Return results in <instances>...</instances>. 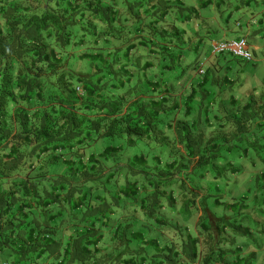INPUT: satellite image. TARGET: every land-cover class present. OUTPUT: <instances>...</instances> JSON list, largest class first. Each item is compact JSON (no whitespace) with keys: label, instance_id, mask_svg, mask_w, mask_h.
<instances>
[{"label":"trees","instance_id":"obj_1","mask_svg":"<svg viewBox=\"0 0 264 264\" xmlns=\"http://www.w3.org/2000/svg\"><path fill=\"white\" fill-rule=\"evenodd\" d=\"M260 8L0 0V264H264Z\"/></svg>","mask_w":264,"mask_h":264},{"label":"rangeland","instance_id":"obj_2","mask_svg":"<svg viewBox=\"0 0 264 264\" xmlns=\"http://www.w3.org/2000/svg\"><path fill=\"white\" fill-rule=\"evenodd\" d=\"M237 17L233 18L229 35L231 38L239 35L246 37L254 56L253 61L248 63L249 80L252 85L261 87L264 85V9L260 8L254 15L247 13L245 18L239 20L242 26L236 25ZM250 18L252 25L247 23ZM250 81L245 86L246 92L251 89Z\"/></svg>","mask_w":264,"mask_h":264},{"label":"built area","instance_id":"obj_3","mask_svg":"<svg viewBox=\"0 0 264 264\" xmlns=\"http://www.w3.org/2000/svg\"><path fill=\"white\" fill-rule=\"evenodd\" d=\"M211 53L213 55L228 53L246 62L253 61V54L246 38L241 37L231 40H223L212 44Z\"/></svg>","mask_w":264,"mask_h":264},{"label":"clouds","instance_id":"obj_4","mask_svg":"<svg viewBox=\"0 0 264 264\" xmlns=\"http://www.w3.org/2000/svg\"><path fill=\"white\" fill-rule=\"evenodd\" d=\"M241 37H244V36H240V37H238V38H241ZM244 38H246V37H244ZM232 39H237V38H232ZM229 40H231V39H229ZM212 54V53H211ZM253 54V53H252ZM253 58H254V56H253Z\"/></svg>","mask_w":264,"mask_h":264}]
</instances>
